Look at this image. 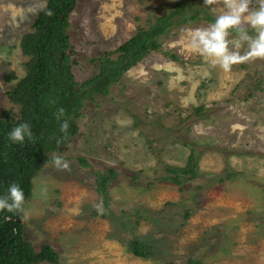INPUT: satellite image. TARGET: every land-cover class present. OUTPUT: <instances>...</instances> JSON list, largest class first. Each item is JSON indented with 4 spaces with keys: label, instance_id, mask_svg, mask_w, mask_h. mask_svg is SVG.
Returning a JSON list of instances; mask_svg holds the SVG:
<instances>
[{
    "label": "rangeland",
    "instance_id": "1",
    "mask_svg": "<svg viewBox=\"0 0 264 264\" xmlns=\"http://www.w3.org/2000/svg\"><path fill=\"white\" fill-rule=\"evenodd\" d=\"M177 1L76 0L66 27L76 83ZM46 2L0 0V112L17 113L6 92L25 75L29 56L20 41ZM190 7L220 11L204 0ZM199 15L172 26L160 48L106 93L84 100L78 131L56 151L70 170L49 161L32 176L24 238L35 250L50 244L55 264H264V60L224 72L187 49L182 29L210 24ZM191 150L197 176L181 184L163 179L167 166H185ZM109 168L116 175L101 214L95 177ZM134 238L153 254L129 252Z\"/></svg>",
    "mask_w": 264,
    "mask_h": 264
},
{
    "label": "trees",
    "instance_id": "2",
    "mask_svg": "<svg viewBox=\"0 0 264 264\" xmlns=\"http://www.w3.org/2000/svg\"><path fill=\"white\" fill-rule=\"evenodd\" d=\"M193 1L179 0L166 13L155 17L147 28H139L116 48L117 58H103L99 72L77 84L67 54L70 36L66 29L76 0H47L32 22V31L24 34L20 41L22 53L29 56L25 75L6 92L17 106V113L12 109L0 112V196L7 193L10 184L18 183L27 199L32 176L50 161L51 152L61 150L78 131L74 119L80 116L84 100L106 93L110 84L119 80L125 71L151 51L158 50L161 38L172 26L196 21L199 14L210 23L214 21L215 16L206 10L190 7ZM251 31L249 28V34ZM60 108L65 109V115L57 121L55 113ZM63 120L70 125L67 139H63L60 131ZM24 122L31 125L33 140L25 139L23 144L10 142L8 133ZM57 139L61 140L60 144ZM78 161L81 166L88 165L83 156L78 157ZM165 169L169 175L163 179L175 184L193 179L197 176L194 151L191 150L185 166ZM115 175L112 168L107 173L96 172L95 190L101 195L104 206L109 199L107 185ZM22 218L19 213L0 212V264L57 263L58 254L50 244L44 243L35 250L24 238ZM127 247L137 257L147 258L153 254L151 245L136 238L129 240ZM196 262L189 259L187 264Z\"/></svg>",
    "mask_w": 264,
    "mask_h": 264
},
{
    "label": "clouds",
    "instance_id": "3",
    "mask_svg": "<svg viewBox=\"0 0 264 264\" xmlns=\"http://www.w3.org/2000/svg\"><path fill=\"white\" fill-rule=\"evenodd\" d=\"M204 5L219 6L220 11L206 27L182 29V39L187 49L201 55L212 66L219 67L224 72H229L235 65L264 60V0H204ZM249 28L255 35L249 34ZM64 115L63 108L55 113L57 121H61ZM69 127L68 121L63 120L60 125L63 139H67ZM33 138L28 122L12 128L7 137L10 142L20 144L25 139L32 141ZM56 142L60 144L61 140L57 139ZM50 163L57 170H70V164L59 153H52ZM25 204V193L18 183L10 184L7 193L0 196V212L6 210L26 218L29 213ZM94 207L98 213L103 214L102 199Z\"/></svg>",
    "mask_w": 264,
    "mask_h": 264
}]
</instances>
